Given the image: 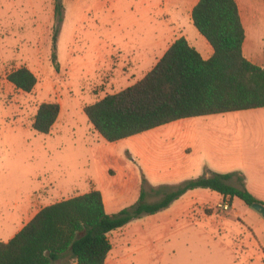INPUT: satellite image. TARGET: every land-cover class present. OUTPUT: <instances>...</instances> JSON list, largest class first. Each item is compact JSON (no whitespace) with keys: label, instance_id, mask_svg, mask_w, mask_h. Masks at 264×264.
<instances>
[{"label":"rangeland","instance_id":"1","mask_svg":"<svg viewBox=\"0 0 264 264\" xmlns=\"http://www.w3.org/2000/svg\"><path fill=\"white\" fill-rule=\"evenodd\" d=\"M194 1L63 0L56 71L53 0H0V242L13 233L7 215L23 200L26 222L47 204L92 190L114 214L133 206L141 191L146 203L158 202L184 181L212 173L240 172L249 191L264 190V109L185 118L113 143L83 112L141 80L169 38L192 39ZM251 2L257 54L264 0ZM20 67L37 78L30 93L6 79ZM45 102L58 103L60 113L41 134L32 123ZM200 191L204 197L186 196L112 231L105 264H264V215L237 198L227 204ZM54 264L73 261L66 254Z\"/></svg>","mask_w":264,"mask_h":264},{"label":"trees","instance_id":"2","mask_svg":"<svg viewBox=\"0 0 264 264\" xmlns=\"http://www.w3.org/2000/svg\"><path fill=\"white\" fill-rule=\"evenodd\" d=\"M64 13L63 0H53L50 61L56 71ZM191 22L213 55L204 60L184 37L177 38L141 80L85 106L89 123L105 141L113 143L185 118L264 109V66L243 56L245 31L236 0H198ZM6 79L25 93L37 84L26 67L13 70ZM59 113L58 103H41L33 129L48 134ZM194 189L216 192L227 204L237 198L249 207L264 206L246 188L240 172L188 179L154 203H146L141 191L133 206L114 214L105 211L102 194L92 190L41 208L11 239L0 242V264H54L66 254L75 264H105L112 231L169 207Z\"/></svg>","mask_w":264,"mask_h":264},{"label":"crops","instance_id":"3","mask_svg":"<svg viewBox=\"0 0 264 264\" xmlns=\"http://www.w3.org/2000/svg\"><path fill=\"white\" fill-rule=\"evenodd\" d=\"M197 1L198 0L194 1L193 5L191 7V10H192L193 6L197 3ZM236 3L238 6L240 19H241V22H242V25H243V28L245 31V40H244V43L242 46L243 56L247 60L252 62L253 64H256L258 66H264V48H263V50H260V48H259L258 52L256 54V42H255V39H253L252 35H251L252 28L256 27L257 13L252 9L251 0H236ZM191 4L192 3H190V6H191ZM190 34L192 35V39L189 37V35H187L185 33H180L178 36H172V38H169V40H167V42H166V44L162 50L161 56H159V58H157L156 63L163 56V54L169 48V46L173 43V41L176 40L177 38H180V37H184L188 41V43L198 51V53L200 54V56L204 60L209 59L213 55L212 47L208 44V42L198 32L195 33V31L191 30ZM260 54H261V56H260ZM155 64L150 68V70L155 66ZM200 190L201 189H194V190H190V191L186 192L178 200L173 202L174 206L179 204V200H181L182 198H185L186 196L204 197L205 194ZM250 192L258 200L264 202V190H260L259 192H255V193L252 191H250ZM220 198H221V196H220ZM65 199H68V198H65ZM65 199H63V200H65ZM103 202H104V207H105V211H106V204H105L104 198H103ZM48 205H51V204H47L46 206H48ZM217 206L219 207V203L217 204ZM12 208H13V212H9V214L7 215V217H8L7 221L9 222V224L14 229V231L10 235L9 239H11L16 233H18L22 229V227L28 222V221L25 222L27 212H26L24 200L22 201L21 205H20V203L19 204L16 203ZM170 208H171V206L169 207V209ZM206 211H209V210L207 209ZM108 214H111V213H108ZM32 217L30 219H32ZM73 264H75V263L73 262Z\"/></svg>","mask_w":264,"mask_h":264},{"label":"water","instance_id":"4","mask_svg":"<svg viewBox=\"0 0 264 264\" xmlns=\"http://www.w3.org/2000/svg\"><path fill=\"white\" fill-rule=\"evenodd\" d=\"M253 209H255V210H257V211H259V212H261L263 215H264V206L263 205H261V204H253L252 206H251Z\"/></svg>","mask_w":264,"mask_h":264},{"label":"built area","instance_id":"5","mask_svg":"<svg viewBox=\"0 0 264 264\" xmlns=\"http://www.w3.org/2000/svg\"><path fill=\"white\" fill-rule=\"evenodd\" d=\"M227 200V199H226ZM225 208H227V205L225 206Z\"/></svg>","mask_w":264,"mask_h":264}]
</instances>
